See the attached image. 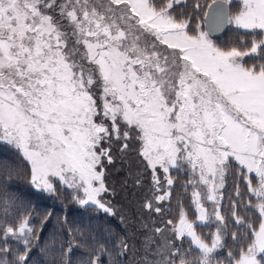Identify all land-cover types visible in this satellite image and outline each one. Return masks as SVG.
<instances>
[{"label": "snow or ice", "instance_id": "1", "mask_svg": "<svg viewBox=\"0 0 264 264\" xmlns=\"http://www.w3.org/2000/svg\"><path fill=\"white\" fill-rule=\"evenodd\" d=\"M226 26L250 46L217 45ZM0 144L37 191L59 185L110 216L118 158L135 151L150 174L143 206L161 216L184 173L192 214L180 201L138 264H264V0H0ZM36 232L28 217L0 225V264H28ZM114 247L89 264L134 250Z\"/></svg>", "mask_w": 264, "mask_h": 264}, {"label": "trees", "instance_id": "2", "mask_svg": "<svg viewBox=\"0 0 264 264\" xmlns=\"http://www.w3.org/2000/svg\"><path fill=\"white\" fill-rule=\"evenodd\" d=\"M210 3L211 0H200ZM191 8L193 0H187ZM213 39V38H212ZM217 45L228 48L232 46H250L251 37L242 30L228 26L226 34L221 39H213ZM249 63L255 62L246 57ZM135 146L133 145V148ZM119 155V154H117ZM107 182L114 192L107 195L116 210L115 216H110L92 206L81 207L72 198L70 190L59 185L55 194L37 191L30 184V166L10 146L0 144V225L11 223L14 226L25 217L37 230V240L32 243L28 264H65L64 250L71 242L73 252L68 259L70 264H89L92 254L100 243H104L115 256L114 245L119 238H123L134 245L122 256L115 257L113 262L109 256H103L104 264H138L142 255V241L151 234L154 227H162L163 221L175 219L179 212V202L192 214L190 208V190L184 191L183 185L187 179L182 172H173L176 183L173 185L170 211L162 216L151 213L144 208L146 198H150L148 191L149 173L145 172L143 163L135 151L129 152L123 160L117 159L108 168ZM143 180L142 186H137L138 178ZM244 186L241 184V189ZM233 192L231 179L226 186L225 214L227 211V197ZM4 193L9 198L7 213L4 206ZM147 225V227H145ZM231 228V221H229ZM207 231V229H205ZM230 242V241H229ZM14 249L23 250V246L10 241Z\"/></svg>", "mask_w": 264, "mask_h": 264}, {"label": "water", "instance_id": "3", "mask_svg": "<svg viewBox=\"0 0 264 264\" xmlns=\"http://www.w3.org/2000/svg\"><path fill=\"white\" fill-rule=\"evenodd\" d=\"M228 26L224 27L221 31L212 34L213 39H221L227 32Z\"/></svg>", "mask_w": 264, "mask_h": 264}, {"label": "rangeland", "instance_id": "4", "mask_svg": "<svg viewBox=\"0 0 264 264\" xmlns=\"http://www.w3.org/2000/svg\"><path fill=\"white\" fill-rule=\"evenodd\" d=\"M215 42V41H214ZM216 43V42H215Z\"/></svg>", "mask_w": 264, "mask_h": 264}]
</instances>
